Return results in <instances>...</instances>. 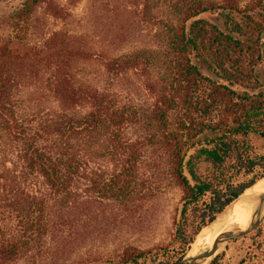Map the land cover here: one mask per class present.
<instances>
[{
    "label": "trees",
    "instance_id": "obj_1",
    "mask_svg": "<svg viewBox=\"0 0 264 264\" xmlns=\"http://www.w3.org/2000/svg\"><path fill=\"white\" fill-rule=\"evenodd\" d=\"M167 2L169 17H153L159 22L153 47L104 57L111 83L152 73L144 81L153 98L147 106L111 87L79 82L74 65L85 51L61 30L38 45L18 33L0 38V145L10 148L0 150V264L70 245L81 219L70 217L73 210L127 199L147 151L153 166L168 158L183 191L175 260L126 245L92 264H178L201 228L264 177V90L232 88L261 86L262 0L244 7L240 0ZM40 10L68 16L59 0H21L11 20H30ZM215 11L224 28L199 17ZM41 64L50 73L41 97L51 96L55 108L40 101V108L17 111V75ZM102 131L105 151L91 153ZM97 156L107 158L111 172ZM257 234L253 252L264 264V226Z\"/></svg>",
    "mask_w": 264,
    "mask_h": 264
},
{
    "label": "rangeland",
    "instance_id": "obj_2",
    "mask_svg": "<svg viewBox=\"0 0 264 264\" xmlns=\"http://www.w3.org/2000/svg\"><path fill=\"white\" fill-rule=\"evenodd\" d=\"M167 1L59 0L68 11L66 19L55 18L40 10L34 18L17 24L12 22L11 14L20 6L21 0H0V38L18 33L28 45H38L52 33L61 30L70 35L72 41L85 51L74 65L79 82L111 87L124 95L130 94L140 105L147 106L152 103L153 98L144 81H147L146 77L148 79L152 73L131 74L126 80L118 78L111 83L108 80L104 57L114 58L136 49L153 47L159 38L155 36L159 22L153 17H169L171 12ZM258 1L240 0V3L244 7ZM219 11L205 12L199 17L224 28ZM256 72L261 84L259 88L252 89L240 85H234L232 88L239 94L253 95L263 91L264 58L256 67ZM49 76V71L42 64L37 71L17 75L13 94V99L18 105L17 111H30L29 106H33L32 109L40 108V101L43 106L55 108V100L51 96L47 99L41 97V94L48 90ZM103 135L102 131L92 141L91 153L105 151L99 143ZM1 148L10 149L9 145H0V150ZM152 152L147 151L148 157L142 160L138 169V187L127 199L90 204L89 209L80 213L78 211L82 207L74 209L70 217L76 215L81 216V219L73 220L76 224L73 229L77 236L72 239L70 245L60 246L54 254L49 253L42 257L28 255L14 264H92L114 258L126 245L150 250L162 259L175 260L173 238L180 219L183 191L170 173L168 158L163 157L159 164L153 166L149 157L153 156ZM97 158L104 163L106 170L112 171L106 157L103 159L97 156L95 159ZM203 228L204 226L201 229ZM257 239L255 230L244 237L228 241L209 264H241L243 261V264H259L261 254L253 252ZM191 247L192 244L184 256L190 252Z\"/></svg>",
    "mask_w": 264,
    "mask_h": 264
},
{
    "label": "water",
    "instance_id": "obj_3",
    "mask_svg": "<svg viewBox=\"0 0 264 264\" xmlns=\"http://www.w3.org/2000/svg\"><path fill=\"white\" fill-rule=\"evenodd\" d=\"M246 191H244L239 197H237L231 203H229L212 222L205 225L204 228L199 231V233L195 236L194 241L191 243L192 247L190 252L187 253L183 258H181L178 264H204V263L209 264L212 258L217 254L218 251H220L223 248V246L228 241L235 238L244 237L264 225V191H263L259 193L257 196L254 211L252 213L249 223L245 228L234 226L230 229L222 231L221 233L219 231L218 235L214 238L213 242L209 247L191 254L192 248L201 231L206 228H209L219 217L229 212L233 208V206L239 200H241V198L244 197Z\"/></svg>",
    "mask_w": 264,
    "mask_h": 264
},
{
    "label": "bare ground",
    "instance_id": "obj_4",
    "mask_svg": "<svg viewBox=\"0 0 264 264\" xmlns=\"http://www.w3.org/2000/svg\"><path fill=\"white\" fill-rule=\"evenodd\" d=\"M263 191L264 177L260 178L252 187L247 189L244 197L229 212L219 217L207 230L199 234L191 254L209 247L219 231L221 233L234 226L245 228L251 219L257 196Z\"/></svg>",
    "mask_w": 264,
    "mask_h": 264
}]
</instances>
